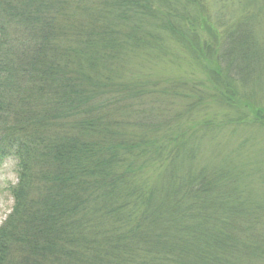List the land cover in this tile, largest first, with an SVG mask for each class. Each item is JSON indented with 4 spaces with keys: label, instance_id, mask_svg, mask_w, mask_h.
Instances as JSON below:
<instances>
[{
    "label": "trees",
    "instance_id": "16d2710c",
    "mask_svg": "<svg viewBox=\"0 0 264 264\" xmlns=\"http://www.w3.org/2000/svg\"><path fill=\"white\" fill-rule=\"evenodd\" d=\"M202 3L0 0V162L17 163L0 264H264L244 167L200 163L207 132L184 137L126 68L137 50L161 55L159 31L200 57L203 33L247 34ZM214 48L219 64L229 52ZM240 53L237 75L253 65Z\"/></svg>",
    "mask_w": 264,
    "mask_h": 264
},
{
    "label": "rangeland",
    "instance_id": "374dc122",
    "mask_svg": "<svg viewBox=\"0 0 264 264\" xmlns=\"http://www.w3.org/2000/svg\"><path fill=\"white\" fill-rule=\"evenodd\" d=\"M210 4L217 13L224 12L221 19L240 21L241 24L233 22L237 30L240 26L249 27L247 34L245 28L244 34L240 29L233 40L221 44L203 33L208 38L207 47H201L208 58H203L204 54L201 57L194 51L192 54L166 32L159 31L161 55L157 57L154 52L137 50L126 68L152 91L147 99L160 106L163 112H157L158 115L166 116L167 120L175 116L174 125H179L184 137L207 132L198 151L200 163L224 160L231 167H244V183L264 203V57H260L264 48L261 45L264 43V0H210ZM210 4H203L206 15ZM208 23L215 28L214 35L218 37L216 29L220 35L222 27H216L211 20ZM198 27L196 23L195 28ZM252 37L257 45L246 46V41ZM218 46L219 53L229 52L219 64L213 51ZM238 52L242 56L250 52L252 56L253 65L248 67L251 69L242 75L234 71L240 64ZM211 57L213 59L209 60ZM220 66L228 71L229 82L219 71ZM239 77L244 81L243 86ZM16 164L14 158L0 162V224L12 208L10 188L17 182ZM158 172L157 165L146 168L143 178L148 185L155 184ZM261 217L255 229L264 230V211Z\"/></svg>",
    "mask_w": 264,
    "mask_h": 264
}]
</instances>
